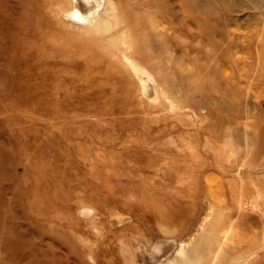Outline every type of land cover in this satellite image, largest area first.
<instances>
[{
  "label": "rangeland",
  "instance_id": "374dc122",
  "mask_svg": "<svg viewBox=\"0 0 264 264\" xmlns=\"http://www.w3.org/2000/svg\"><path fill=\"white\" fill-rule=\"evenodd\" d=\"M59 1L0 0V264H160L208 236L199 264L216 242V264H264L259 64L222 61L231 89L218 122L213 73L194 86L176 76L166 36L139 40L121 21L126 51L71 27ZM151 13L173 33L166 12ZM262 14L225 15L256 26ZM245 46L235 42L233 59ZM111 49L167 68H151L156 100Z\"/></svg>",
  "mask_w": 264,
  "mask_h": 264
},
{
  "label": "bare ground",
  "instance_id": "6f19581e",
  "mask_svg": "<svg viewBox=\"0 0 264 264\" xmlns=\"http://www.w3.org/2000/svg\"><path fill=\"white\" fill-rule=\"evenodd\" d=\"M242 8H260L263 14L252 17L258 18L260 22L256 26L243 24L239 20L230 23L228 15L225 14ZM54 9L71 27L84 30L89 37L100 42L119 44L126 51H129L131 46L127 33L120 26L121 21L126 22L129 27L132 24V29L139 40L151 38L160 40L166 36L168 43L163 49L167 50V60L171 62L176 76L185 79L189 86H194L197 79L213 73L214 84L219 89L216 99L218 111L215 112L218 122L224 120L222 114L224 99L227 91L231 89L228 82L229 73L222 61L228 60L237 67L239 64L243 65L245 59L250 60L249 63L255 61L259 64L260 86L264 85V52L258 55L251 52L252 46L256 45L263 50L264 0H60L54 4ZM223 9L226 12L222 11ZM156 10L166 12L169 19L168 27L173 31L170 35L158 31L152 25L156 21V15L151 12ZM239 30L243 32V38L234 36ZM235 42L246 43L239 60L233 59L230 52ZM147 49L152 52V49L148 47ZM110 53L114 57L116 55L119 65L136 80L141 94L156 100L157 83L151 68L156 67L158 74L162 72L166 74L167 68L159 69L161 67L157 61L148 67L142 66L127 52L119 57L113 49ZM212 60L216 61L214 62L216 66H212ZM244 66L241 67L242 70ZM167 81L165 80L166 84ZM201 87L204 92L208 88L206 85ZM229 234L230 232L226 231L222 237L226 238ZM208 237L207 239L202 237L196 244L181 243L172 256L160 264H199L202 252L214 239ZM216 244L210 264H216L222 250V244L220 242Z\"/></svg>",
  "mask_w": 264,
  "mask_h": 264
}]
</instances>
